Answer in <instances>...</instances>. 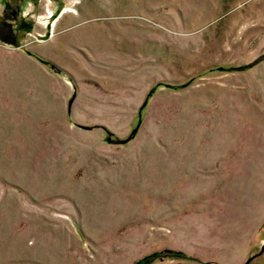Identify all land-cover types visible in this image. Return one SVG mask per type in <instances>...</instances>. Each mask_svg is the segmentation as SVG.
Segmentation results:
<instances>
[{"label":"rangeland","instance_id":"1","mask_svg":"<svg viewBox=\"0 0 264 264\" xmlns=\"http://www.w3.org/2000/svg\"><path fill=\"white\" fill-rule=\"evenodd\" d=\"M264 0H0V264H264Z\"/></svg>","mask_w":264,"mask_h":264},{"label":"crops","instance_id":"2","mask_svg":"<svg viewBox=\"0 0 264 264\" xmlns=\"http://www.w3.org/2000/svg\"><path fill=\"white\" fill-rule=\"evenodd\" d=\"M253 214L256 216V219L258 218V220L263 221L264 219V198H263V202L258 207L256 206Z\"/></svg>","mask_w":264,"mask_h":264}]
</instances>
